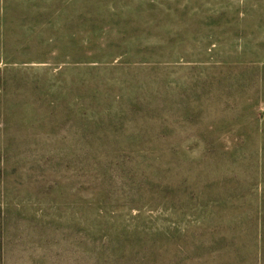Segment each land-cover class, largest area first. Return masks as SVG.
<instances>
[{
	"label": "rangeland",
	"instance_id": "rangeland-1",
	"mask_svg": "<svg viewBox=\"0 0 264 264\" xmlns=\"http://www.w3.org/2000/svg\"><path fill=\"white\" fill-rule=\"evenodd\" d=\"M0 264H264V0H0Z\"/></svg>",
	"mask_w": 264,
	"mask_h": 264
}]
</instances>
